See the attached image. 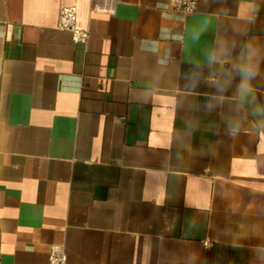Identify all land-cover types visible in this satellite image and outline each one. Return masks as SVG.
<instances>
[{
    "label": "crops",
    "instance_id": "crops-1",
    "mask_svg": "<svg viewBox=\"0 0 264 264\" xmlns=\"http://www.w3.org/2000/svg\"><path fill=\"white\" fill-rule=\"evenodd\" d=\"M102 2L0 0V264H49L55 246L66 264H262L264 191L252 189H264V131L248 117L228 136L227 106L192 107L213 89L202 81L187 95L181 62L233 35L249 0H198L173 25L184 44L164 29L158 0L90 11ZM256 3L249 35L264 43ZM66 7L85 45L56 29ZM152 42L171 50L167 68L145 50Z\"/></svg>",
    "mask_w": 264,
    "mask_h": 264
},
{
    "label": "clouds",
    "instance_id": "clouds-1",
    "mask_svg": "<svg viewBox=\"0 0 264 264\" xmlns=\"http://www.w3.org/2000/svg\"><path fill=\"white\" fill-rule=\"evenodd\" d=\"M158 2L162 14H168L165 19L171 17L170 22L164 25V29L176 43L184 44L185 34L174 31L176 17L170 13L168 4L165 0H158ZM174 2L179 4L183 0H174ZM249 3L250 7L244 23L233 30V35L230 36L227 32L218 35L209 46L202 48L199 54H193L189 50L186 58L181 61L190 66L184 84V92L187 95L195 94L202 81L213 89L207 103L191 106L197 110L203 108L207 111L227 106L228 112L224 117V123L225 133L228 136L239 135L248 117L252 118L258 131H264V103L259 102L257 98V89L264 85L254 84V81H259L262 76L264 43H261L257 37L249 35L251 26L257 21L260 8L256 0H249ZM190 7L194 8L195 5ZM209 26L210 21L205 20L192 27L189 37L193 45L199 43ZM145 50L158 57L157 64L161 68H167L171 62V50H162L158 42H152ZM205 70H207V76H205ZM230 92L231 95H229ZM175 106H181L179 100ZM188 129L190 134L195 129V123L190 122ZM252 191H264V189L253 188ZM205 246H209L207 242ZM253 252L256 259L264 264V245H257Z\"/></svg>",
    "mask_w": 264,
    "mask_h": 264
},
{
    "label": "built area",
    "instance_id": "built-area-1",
    "mask_svg": "<svg viewBox=\"0 0 264 264\" xmlns=\"http://www.w3.org/2000/svg\"><path fill=\"white\" fill-rule=\"evenodd\" d=\"M114 1L115 0H103L101 4L92 5L90 11L92 13L103 15H113L115 12L113 7ZM197 2L198 0H183L182 3L177 4L174 0H167L169 8L172 10L174 16L179 20H185L195 14L197 10ZM193 4L195 7L191 8L190 6ZM76 20V8H62L59 14L56 29L61 32L70 33L75 44L85 45L88 42L89 33L87 30H79L76 26ZM48 261L49 264H66V255L63 248L59 246L52 247L49 253Z\"/></svg>",
    "mask_w": 264,
    "mask_h": 264
}]
</instances>
